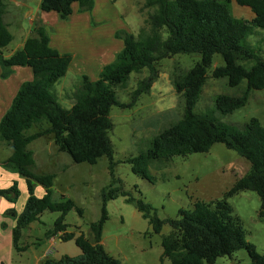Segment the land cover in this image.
<instances>
[{
	"label": "trees",
	"instance_id": "1",
	"mask_svg": "<svg viewBox=\"0 0 264 264\" xmlns=\"http://www.w3.org/2000/svg\"><path fill=\"white\" fill-rule=\"evenodd\" d=\"M5 1L0 0L1 77L7 79L18 66L29 67L33 72V79L20 86L11 107L0 121V141L12 150L11 156L0 165L23 176L29 194L24 211L16 217L14 248L21 251L19 242L23 230L38 221L43 213L58 212L60 217L55 221L53 230L47 232V238L62 233V241H74L81 254L65 256L61 260L47 258L41 264H123L101 244L104 224L108 219L107 204L123 196L149 221L155 234H160L165 224L173 229L172 234L162 240V264L165 259L171 264H215L218 258L230 256L241 249L247 250L250 264H264V255L247 241L240 220L233 215V208L226 200L218 201L214 207L198 201L193 210H180L179 219L162 220L152 205L134 198L122 187H115L119 181L114 177L115 152L110 139L114 128L111 119L113 108L132 109L141 96L149 95L159 77L162 60L182 54H197L200 60L190 70L180 72L175 69L170 76L178 97L184 102L181 119L164 127L154 141L153 151H143L128 163L137 175L150 179L148 167L153 161L206 153L215 144L222 143L251 165L250 172L234 184L226 198L242 191H254L261 198L264 209L262 123L257 118H251L243 130H239L209 114L195 112L215 56H221L223 64L214 68L213 78H227L230 87L246 82L241 96L216 97L215 106L222 115L246 106L252 91L264 89V59L260 50L247 43L257 29L264 30V0H175L174 3L170 0H148L147 7L155 8L148 19L150 30L143 28L138 35L117 32L116 37L124 42L123 50L103 68L97 80L91 81L82 76L76 94L77 103L71 109H65L57 102L52 88L67 74L73 56L61 54L50 46L49 32L40 20L35 21L23 48L10 57L4 56L3 50L13 41L5 22ZM233 2L250 8L254 18H236L231 7ZM75 3L79 4L80 13L91 12L94 8V0H41L40 9L48 13L56 12L62 20H68ZM144 70L149 71V76L138 82L130 103L122 102L118 89L127 88L131 75ZM44 125L46 128H43ZM35 126L40 129L28 134ZM50 135L58 152L66 154L76 164L95 165L102 157L110 161L112 182L102 190L101 218L91 225L93 239L67 231L65 221L68 213L77 209L82 214V210L72 199L53 200L56 175H41L31 170L35 160L29 146L37 139ZM36 183L45 189L43 198L35 195ZM19 196L17 182L10 188H0V198L11 203H17ZM13 212L10 210L8 215ZM2 226L5 228V224Z\"/></svg>",
	"mask_w": 264,
	"mask_h": 264
},
{
	"label": "rangeland",
	"instance_id": "2",
	"mask_svg": "<svg viewBox=\"0 0 264 264\" xmlns=\"http://www.w3.org/2000/svg\"><path fill=\"white\" fill-rule=\"evenodd\" d=\"M147 1L94 0V7L96 8V5L100 7L97 10L100 15L110 14L114 10L112 8H115L120 12V18L129 25L131 33L138 35L143 28L147 30L151 28L148 19L155 8L147 7ZM170 1L175 2V0ZM231 7L236 18L252 19L251 14L243 11L249 9L248 7H242L235 2ZM24 13L26 10H20V14L16 12L14 15L21 18L14 20L13 15V23L16 24L20 20L28 30L30 25L28 26V19H25ZM111 15L112 13L106 17L110 18ZM7 21L11 22L12 19L7 18ZM11 29L16 30L15 26ZM247 43L254 49L260 50V55L264 59V30L257 29ZM16 45L17 42H11L3 50V54H9ZM199 60L200 56L197 54H182L162 60L159 64V77L149 95L141 96L132 109L113 108L111 119L114 128L110 133V139L115 152L114 177L119 181L115 187H122L134 198L142 199L152 205L157 216L162 220L179 219L180 210H193L194 204L198 201L214 207L218 201L226 200L233 208V215L240 220L247 241L259 254L264 255V209L261 198L254 191H242L226 198V194L234 184L251 170L250 163L237 152L228 149L222 143H217L206 153L176 156L170 160L159 158L148 167L150 179L137 175L132 165L128 163L143 151H153L154 141L159 138L164 127L181 119L184 102L178 97L170 76L175 69L187 72ZM222 64L221 56H215L214 66L208 71L209 77L195 112L209 114L218 121L233 125L239 130H243L244 125L251 118L259 119L264 126V89L252 91L246 106L231 114L222 115L216 109L217 96H241L246 89L245 81L237 87H230L227 78L212 77L214 68ZM148 76V70L133 73L127 88L118 89L119 99L124 103H130L131 94L136 90L138 82ZM43 128H46V125ZM39 129V126H35L28 134L35 133ZM29 150L35 160L32 172L57 176L54 181L53 200L72 199L76 207L82 210V214H79L77 209L68 213L65 221L68 226L67 231L93 239L91 225L101 218V193L112 182L109 159L102 157L95 165L76 164L66 154L58 152L52 135L37 139L29 146ZM17 184L20 196L16 207L12 208L14 214L21 211L28 200L25 182L20 180ZM35 195L39 198L45 195L44 187L37 183ZM107 215L101 244L110 255L121 260L123 264H162V240L173 231L169 224L163 226L160 234H155L149 221L123 196L108 202ZM59 217L58 212L46 211L41 215L38 223L29 230H24L26 235L20 240L19 245L22 251L15 249L14 253V260L18 261L16 264H34V255H42L46 251L50 253L44 260L47 258L61 260L65 256L76 257L81 254L74 241H60L61 235L53 237L52 246L47 243V232L53 230V225ZM37 237L40 240H37ZM250 263L251 259L245 249L230 256L220 257L215 262V264ZM164 264L171 263L165 259Z\"/></svg>",
	"mask_w": 264,
	"mask_h": 264
},
{
	"label": "crops",
	"instance_id": "3",
	"mask_svg": "<svg viewBox=\"0 0 264 264\" xmlns=\"http://www.w3.org/2000/svg\"><path fill=\"white\" fill-rule=\"evenodd\" d=\"M5 4V22L13 35V41L17 42L16 47L9 54L4 55L5 57H10L23 48L26 39L31 35L36 20H40L48 30L52 48L57 49L61 54H71L73 56L67 74L52 88V94L55 99L65 109H71L77 103L76 94L81 86L82 76H87L91 81L97 80L103 68L112 63L117 54L123 50L124 42L116 37V33L119 31L131 33L129 25L120 18L121 14L115 8H112L114 10L111 11L112 15L108 18L106 16L111 13L100 15L97 11L99 7L97 5L96 8L94 7L95 10L91 12L80 13L79 4L75 3L72 6L73 14L70 18L62 20L56 12L48 13L42 11L40 9L41 0H6ZM249 9H243V11L251 14L250 17L253 19L254 13ZM20 10H26L24 17L28 19V26L30 25V28L27 27L29 28L28 30L25 29L20 20L16 24L13 23L12 16L16 12L20 14ZM14 16V20L21 18V16ZM7 18L12 19V21H7ZM20 24L21 27H19ZM13 26L16 28L15 31L11 29ZM13 70V74L10 77L2 79V68L0 65V121L11 107L20 86L24 82L33 79V72L29 67L18 66L14 67ZM11 154V148L0 141V162L8 159ZM20 180L24 181L27 186L26 179L23 176L8 171L0 165L1 189L10 188L15 182ZM26 203L21 211H17L14 215L12 213L8 215V212L13 207H16L17 203L5 202L3 198H0V264L18 263L17 260H14L13 230L16 227V217L24 211ZM38 221L30 224L25 230H29ZM3 224H5V228L2 226ZM25 233L23 230L21 240L26 235ZM61 234L59 233L58 235ZM37 240H40V238ZM59 240L62 241V239ZM47 243L52 246L53 237L52 239H47ZM20 244L21 241L19 242ZM49 253V251H46L42 255L35 254L34 264H40Z\"/></svg>",
	"mask_w": 264,
	"mask_h": 264
}]
</instances>
